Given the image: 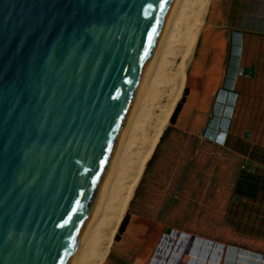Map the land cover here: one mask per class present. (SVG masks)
<instances>
[{"label":"water","instance_id":"water-1","mask_svg":"<svg viewBox=\"0 0 264 264\" xmlns=\"http://www.w3.org/2000/svg\"><path fill=\"white\" fill-rule=\"evenodd\" d=\"M175 0H0V264H70Z\"/></svg>","mask_w":264,"mask_h":264},{"label":"crops","instance_id":"crops-1","mask_svg":"<svg viewBox=\"0 0 264 264\" xmlns=\"http://www.w3.org/2000/svg\"><path fill=\"white\" fill-rule=\"evenodd\" d=\"M189 81L192 94L179 123L197 134L207 126L204 135L210 142L240 157L253 176L241 194L256 200L254 191L264 189V0H208ZM119 227L97 264H154L162 237L175 232L155 226L138 213L130 214L125 232L115 241ZM176 232L186 236L179 244L183 242L186 256L176 255L178 249L173 246L164 264L177 263L180 257L179 264H264L262 224L228 243Z\"/></svg>","mask_w":264,"mask_h":264},{"label":"rangeland","instance_id":"rangeland-1","mask_svg":"<svg viewBox=\"0 0 264 264\" xmlns=\"http://www.w3.org/2000/svg\"><path fill=\"white\" fill-rule=\"evenodd\" d=\"M195 1L190 0L192 8L188 6L182 31L187 34L192 27L197 32L196 42L186 58L183 57V43L174 46V54L169 58L172 68L168 71L172 75L180 64L184 65L185 88L189 89V95L176 125L171 126L169 120L164 129V138L160 141L161 136L149 159L148 163L155 154L151 164L147 163L127 211L150 219L155 226L164 225L168 231L210 236L228 243L230 238L244 235L246 229L264 225V191H254L256 200L246 199L236 191L241 187L239 183L244 184L242 174H251L243 160L223 146L210 142L204 135L207 126L198 134L186 123L180 127L181 115L192 94L189 74L196 43L206 23V12L198 17L193 7ZM166 91L167 87L163 86L161 94ZM159 101L162 103L164 97ZM105 251L102 248L98 259L85 264L99 263Z\"/></svg>","mask_w":264,"mask_h":264},{"label":"bare ground","instance_id":"bare-ground-1","mask_svg":"<svg viewBox=\"0 0 264 264\" xmlns=\"http://www.w3.org/2000/svg\"><path fill=\"white\" fill-rule=\"evenodd\" d=\"M195 2L193 7L200 17L206 12L208 0ZM190 3V0L174 1L149 70L107 170L94 211L70 264H85L98 259L102 248L107 251L147 163L183 94L186 81L184 65L180 64L172 75L168 71L172 68L169 58L174 54V46L182 42L183 57L186 58L197 39V32L192 27H189L187 34L182 31ZM163 86L167 87L165 96L164 93L161 94ZM162 97L164 101L160 103L159 99L162 100ZM181 119L183 121V117ZM180 127L183 126L180 124ZM177 239L176 235H172L164 240L160 247L161 252L153 258L154 264L168 260L169 251L173 250ZM183 241L187 243L186 239ZM183 245L182 242L176 255L184 251ZM166 250L167 255L164 253Z\"/></svg>","mask_w":264,"mask_h":264},{"label":"trees","instance_id":"trees-1","mask_svg":"<svg viewBox=\"0 0 264 264\" xmlns=\"http://www.w3.org/2000/svg\"><path fill=\"white\" fill-rule=\"evenodd\" d=\"M188 95H189V89L186 87V88H184V91H183V95H182V97L180 98V100H179V102L177 103V105H176V107H175V109H174V112H173V114H172V116H171V118H170V124H171V126H175L176 125V123H177V120H178V117H179V115H180V113H181V111H182V109H183V106L185 105V103H186V99H187V97H188ZM163 138H164V136H162V138H161V140L160 141H162L163 140ZM154 156H155V154L153 155V157H152V159L154 158ZM152 159L150 160V162L148 163V166L151 164V162H152ZM148 168V167H147ZM242 177L244 178V184H247V182H246V180H253V176L251 175V174H242ZM246 178V179H245ZM244 184H240L239 183V186L241 185V187L239 188V189H237L236 191H238L240 194H241V191H240V189H243L244 188ZM250 185H252V186H255V185H253V183H250ZM256 188V187H255ZM262 188V190H260ZM257 189V188H256ZM256 192H258V191H264V189H263V187H259V190L257 189V190H255ZM242 195V194H241ZM129 218H130V213H129V211H127V213L125 214V216H124V218H123V220H122V222H121V225H120V227H119V230H118V234L116 235V237H115V241H119L120 240V236L125 232V230H126V227H127V225H128V222H129Z\"/></svg>","mask_w":264,"mask_h":264},{"label":"built area","instance_id":"built-area-1","mask_svg":"<svg viewBox=\"0 0 264 264\" xmlns=\"http://www.w3.org/2000/svg\"><path fill=\"white\" fill-rule=\"evenodd\" d=\"M217 142V141H216ZM217 144V143H216ZM171 235H176L177 237H178V239L176 240V244H175V249L174 250H177V249H180V245L179 244H181V240L184 238V237H186V236H184L183 234H180V233H178V232H173V234H171ZM168 237H166V236H163L162 237V239H161V242H164V240L165 239H167ZM189 238L190 237H188V238H186V240H189ZM164 239V240H163ZM161 244V243H160ZM187 248V247H186ZM183 252H182V257L184 258L185 256H186V250H185V247L183 248ZM223 250V249H222ZM188 254H190L189 252H187ZM181 258V257H180ZM180 258L178 259V262L176 263V261H174V263L173 264H179L181 261H180ZM180 261V262H179ZM183 261V260H182ZM158 264H164V262H159Z\"/></svg>","mask_w":264,"mask_h":264}]
</instances>
